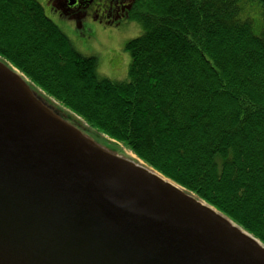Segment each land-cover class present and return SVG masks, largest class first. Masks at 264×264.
Instances as JSON below:
<instances>
[{
    "label": "trees",
    "instance_id": "obj_1",
    "mask_svg": "<svg viewBox=\"0 0 264 264\" xmlns=\"http://www.w3.org/2000/svg\"><path fill=\"white\" fill-rule=\"evenodd\" d=\"M138 6L128 80L99 77L38 0H0V58L59 117L123 144L264 245V0Z\"/></svg>",
    "mask_w": 264,
    "mask_h": 264
},
{
    "label": "water",
    "instance_id": "obj_2",
    "mask_svg": "<svg viewBox=\"0 0 264 264\" xmlns=\"http://www.w3.org/2000/svg\"><path fill=\"white\" fill-rule=\"evenodd\" d=\"M0 264H264V245L84 136L0 61Z\"/></svg>",
    "mask_w": 264,
    "mask_h": 264
},
{
    "label": "rangeland",
    "instance_id": "obj_3",
    "mask_svg": "<svg viewBox=\"0 0 264 264\" xmlns=\"http://www.w3.org/2000/svg\"><path fill=\"white\" fill-rule=\"evenodd\" d=\"M38 1L44 6L48 18L69 38L78 53L98 60L99 77L116 81L129 79L131 55L126 46L130 40L139 37L144 31L142 25L133 21L134 15L130 18L132 21H125L121 25L101 26L87 22L83 25L86 27L81 29L75 21H69L57 14L49 13L47 0ZM121 1L119 0V2ZM112 7L116 8L113 2ZM255 15L254 13L253 16ZM119 150V154L124 157L137 160V157L123 144H119Z\"/></svg>",
    "mask_w": 264,
    "mask_h": 264
},
{
    "label": "flooded vegetation",
    "instance_id": "obj_4",
    "mask_svg": "<svg viewBox=\"0 0 264 264\" xmlns=\"http://www.w3.org/2000/svg\"><path fill=\"white\" fill-rule=\"evenodd\" d=\"M139 0H47V11L57 14L69 21H75L79 27L90 24H119L126 18ZM126 3V4H124Z\"/></svg>",
    "mask_w": 264,
    "mask_h": 264
},
{
    "label": "bare ground",
    "instance_id": "obj_5",
    "mask_svg": "<svg viewBox=\"0 0 264 264\" xmlns=\"http://www.w3.org/2000/svg\"><path fill=\"white\" fill-rule=\"evenodd\" d=\"M135 158V157H134ZM134 160H136V159H134Z\"/></svg>",
    "mask_w": 264,
    "mask_h": 264
}]
</instances>
